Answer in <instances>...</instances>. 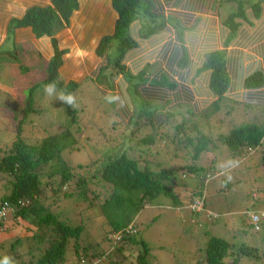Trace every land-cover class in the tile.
Returning a JSON list of instances; mask_svg holds the SVG:
<instances>
[{"label":"trees","instance_id":"1","mask_svg":"<svg viewBox=\"0 0 264 264\" xmlns=\"http://www.w3.org/2000/svg\"><path fill=\"white\" fill-rule=\"evenodd\" d=\"M38 1L41 3L36 0L35 3H28L31 7L21 19H11L8 31L11 35L17 28H30L35 38L47 39L48 42L39 46L50 47L47 75L43 79V85L55 82L60 93L67 95L77 92L81 84L78 79L85 73L78 70L79 60L76 52L71 46H64L69 42L66 39L60 41L56 34L72 26L78 28V23L72 25V22L79 21L81 16L91 20V28L85 31L89 32L86 34L85 44L91 42L93 35L103 32L105 34L97 37L95 47L90 51L92 62L87 61V65L93 64V67L89 72L95 67L94 60L101 61L103 66L94 74L86 73L89 75L86 80L94 81L96 87L106 86L105 79L101 84L99 81L104 78V74L110 75L111 88L107 87L106 90L120 92V101H113L116 110L114 113L118 114L119 108L126 115L129 124H126L124 132L129 135L127 138L130 143L140 148L142 152L138 149L139 152L146 153L157 148L161 141L166 145L163 151L172 154L174 158L178 157L177 153L188 156L190 161L181 167L182 176L187 179L188 185H193L192 196L198 194V199H202L204 203L207 183L218 181L221 187L217 192L228 188L227 177L220 171V164L216 163L217 158L220 161L230 155L236 163L251 151L260 148L264 141V125L241 124L234 127L236 113L230 114V107L244 106L243 111L237 114L238 119H241L249 114V106L258 107L256 103L264 102V94L261 93L264 89V71H256L243 79L241 102L239 95H235V92L240 90L232 89L230 59L225 50H215L206 56L202 67L195 74L198 77L203 73H210L208 87L214 98L211 105L195 112L193 108L189 109L190 117L183 116L180 120L174 119L175 114H172L169 108L165 109L190 106L194 99V93L189 88L180 87L174 80V77H178L184 82L187 77V74L180 76L178 72L188 68L189 64L186 34L190 35V40L198 38L197 32L194 31L196 25L190 26V15H183L178 10L187 9L192 13L205 14L217 9V6L214 7L216 0H110L111 10L116 14V19L111 25L110 16H103L107 15L105 8L97 3L79 13V0ZM180 1H184L183 6ZM255 13L258 18L257 8H254ZM236 18H245L242 9L224 23L233 35L237 30ZM164 32L176 35L177 43L174 44L171 40L161 51L154 50L153 56H157L155 62L150 59L148 61L139 50L140 44L153 46L151 41L158 40V36ZM230 40L231 38L228 41ZM3 54L0 53V57ZM67 54L71 61L70 67H73L68 72L72 78L63 84L59 80V70L64 68ZM41 57L43 56L39 54V59ZM162 64L169 68V73L165 72L167 78L161 75V72H164ZM131 89L139 94L142 104L149 110L141 106L143 111L134 112L128 93ZM36 90L37 88L31 87L28 92H23L25 100L22 110L5 107L8 109L6 113L12 116L16 124L12 145L0 148V183L6 190L0 195V211L5 205L12 208V212L0 218V251L6 243L5 237L11 236L8 239L11 240L8 251L5 255L0 254V261L9 257L12 264H103L105 260L107 264H126L128 259L125 252L131 254L133 249L136 251L134 264H149L150 250L148 245L139 239L132 221L145 207L152 206L160 197H166L174 206L179 202L174 187L185 186L178 175L179 169L169 165L166 159V164L157 160L150 161L148 156L135 159L127 154L123 148L124 143L120 142L118 147L107 148L109 154L103 155L104 159L101 156L103 160L95 161L100 165L95 175L90 171L75 173L70 163L61 159L63 152L75 149L78 144L74 134L80 132V129L74 130L77 111L73 107L62 102L67 116L63 123L66 126L61 133L44 135L40 143L37 142L41 138H34L32 141L22 136L27 121L30 123L27 118L39 112L34 108V104L37 106L38 100L41 99L34 97ZM223 105L221 120H230V132L214 137L201 133L194 115L208 121L221 111ZM145 128L150 129L151 134L133 141L135 134ZM125 137L121 136L120 140ZM110 151H114V154ZM210 152L215 154L214 160L203 159V156ZM260 163L264 172V150ZM46 165H51L52 171L44 176L39 169ZM91 186L100 187L104 192L99 195ZM75 195L86 204L84 209L99 207L111 228V235H122L120 241L115 243L116 251H112L108 256L103 255L104 252L101 251L99 256L96 254L99 251L96 245L88 243L87 246L81 242L83 224L73 225L63 219L64 212L59 210V203L71 201ZM7 216H10L9 220ZM248 226L254 230L253 226ZM257 227L258 231L255 232L264 231V220H261ZM15 230L20 237L14 233ZM207 238V242L198 250L199 258L195 259L194 264H229L227 259L231 257L234 260L230 264H241L233 257L234 244L211 236ZM25 247L26 252L23 253L21 248ZM238 248L236 255L239 254V257L257 256L256 249L240 246ZM262 256L264 257V252ZM192 260L193 256H189L186 263L189 264Z\"/></svg>","mask_w":264,"mask_h":264},{"label":"rangeland","instance_id":"2","mask_svg":"<svg viewBox=\"0 0 264 264\" xmlns=\"http://www.w3.org/2000/svg\"><path fill=\"white\" fill-rule=\"evenodd\" d=\"M4 1L7 4L9 3L7 0ZM17 5L20 6V3H17ZM88 6L92 7L93 4L86 3L84 9ZM104 16L107 17V15ZM201 22L198 21L196 23L194 31H201L200 45H203V31L199 25ZM26 50L28 51V48ZM0 51H2L0 52L1 54H5L0 57V89L3 91L0 90V148L11 146L15 139L14 125L16 122L13 121L9 113H6L8 109H5V107L11 106L19 111L23 109V99L21 101L16 100V102L14 100V93L22 89H25L22 91L25 93L31 87H35L37 90L34 93V97L37 99L41 98L38 100L37 106L34 104V108L39 112L27 118L30 123L27 121L22 136L25 139L30 138L32 141L34 138H38V140L41 138L37 142L40 143L44 135L49 136L48 134L61 133L66 126L63 123L67 113L62 105L63 101H60L58 98L61 94L59 90L56 89V93L51 97L47 96L44 92L45 85L42 82L47 75L48 62L46 58L41 57L37 59L31 57V59L25 62L23 47L17 44H8L1 48ZM143 56L146 57L145 55ZM68 57L69 55L67 54L65 56L67 64L70 61ZM187 58H189V54ZM87 61L88 63L92 62L91 57ZM79 65L81 64L79 63ZM86 66L87 68L83 69V73L85 74L79 77V79L77 78L81 84L77 92L73 94L75 97L73 108L77 111L75 112L77 124L74 126V130L80 129V132L74 134V138L78 144H76L75 149L66 150L61 154L62 161L70 163L73 171L77 174L82 171H90L92 175H95V172L100 168V165L96 164L95 161L103 160L105 157L103 155L109 154L107 148L118 147L119 143L123 142L124 150L135 159L148 156L150 161H162L164 164H166L164 159L168 160L169 165L172 164L175 168L179 169L178 175L180 180L182 179L183 184H185V186L182 185L183 187H174L179 197V202L175 206L166 197H160L152 206L145 207L133 219V223L131 222L138 231L139 239L148 245L150 250L148 256L149 264H187L189 256H193L194 258L189 264H194L195 259L199 258L198 250L207 242V236L223 239L230 244H234L235 252L234 254L232 252L233 257L237 258L241 264H264V257L262 256V252H264V231L257 233L248 226V214L264 211V172L260 163L261 154L264 150V141L260 148L250 152L243 159L236 161L237 164L235 163V166L229 165L230 161L235 162L230 155H227L226 158H221L220 161L217 158L216 163L220 164V171L227 177L228 188L223 192H217L221 187L218 181L207 183L204 209L200 214H193L190 212L189 206L199 201V195L192 196L193 185L187 184L188 181L182 176L181 170V167L187 165L190 161L188 156L186 157V155L177 153L178 157L174 158L172 154L163 151L166 145L165 142L162 143L161 141H159L157 148L146 153L145 151L141 153L140 148L130 143V140L127 138L129 135L124 132L126 124H129L126 115L119 108L117 109L118 114L114 113L116 110H114L113 101H120V92L106 90L107 87L111 88L110 75L104 74V78L99 81V84H101L105 79L106 86L100 85L96 87L94 81H91V79L86 80L87 76L89 77L92 74V70L91 72L89 70L93 67V64L87 65L86 63ZM86 73L90 74L86 75ZM63 76L64 79L60 77L59 80L65 84L64 81H68L70 78L69 73L65 71ZM196 79L200 82L202 76L200 75ZM120 82L121 80L117 84ZM120 85L123 87V83ZM182 86L192 90L190 85L182 84ZM131 90L128 93L134 112L139 113V111H143V108H140L141 106L145 110H149L146 105L142 104L143 102H141L139 94ZM202 92L206 93L204 90ZM192 107L194 108L193 104ZM192 107H165V109L169 108L172 114H175L174 119L180 120L183 116L190 117L191 112L189 109H192ZM223 108L224 105L221 111L213 116L212 119H208V121L194 115L196 116L195 119L201 133L214 137L217 134L230 132V120H224L225 122L221 120ZM158 109L160 110V108ZM243 109L244 106L242 105L230 107V114L236 113V120H233L234 127L241 126V124L264 125V113L261 112L262 110H256L255 106H249V114L238 119L237 114L240 113L239 111L242 112ZM212 111L211 109L210 112ZM255 115H258V117ZM204 117L206 116L204 115ZM150 134V129H142L135 134L133 141L147 137ZM121 136L126 137L121 141ZM103 148L106 150L102 151ZM111 153L114 154V151ZM214 155L212 152L206 153L203 159L214 160ZM101 156H103V159ZM39 170L44 176L51 174L52 171L51 165L42 166ZM91 189H94V192H97L99 195L104 192L100 187L91 186ZM5 192V188L0 183V195ZM200 194H202V191ZM77 196L75 195L71 201H60L59 210L64 212L63 219L70 221L73 225L83 224L84 230L81 242H84L87 246L88 243L96 244L99 250L96 254L100 256L104 252V255L108 256L107 253L109 251H116V245L109 240L107 241L109 239L107 237L111 235V228L107 220L101 214L99 207L95 206L90 209H84L86 204L82 203L81 199H78L79 197ZM177 210H180V216ZM80 211L81 213L79 214ZM208 213L213 219L207 217ZM7 219L9 220L10 216H7ZM202 219L203 222H201ZM21 223L25 225V223ZM16 232L17 230L14 231L15 234H17ZM18 236L20 237V235ZM5 238L7 239L3 250L0 251L1 255L7 253L9 244L11 243V240H8L11 236ZM239 246L240 248L256 249L257 256L253 255L249 258L239 257V254L236 255ZM21 250H23V253L26 252V247L21 248ZM125 254L128 259L126 264H134L136 262L135 250L131 249V254L128 252H125ZM233 260L231 257L227 259V262L230 264ZM28 261L30 262L29 258ZM105 262L107 264L106 260L103 264Z\"/></svg>","mask_w":264,"mask_h":264},{"label":"crops","instance_id":"3","mask_svg":"<svg viewBox=\"0 0 264 264\" xmlns=\"http://www.w3.org/2000/svg\"><path fill=\"white\" fill-rule=\"evenodd\" d=\"M7 4L4 0H0V49L4 46L10 44L14 45L17 44L18 46L23 47L24 50V59L25 62L31 57L39 59V54L49 60L50 56V47L49 45H44L43 48L39 47L44 44L47 39L41 38L37 39L33 35L30 28H17L14 30L13 33H9V23L10 20L21 19L31 6L28 5L29 2L35 3V0H7ZM80 1V12L81 13L84 9V5L86 3L89 4H96L102 5L107 13V16H110V25L114 23L116 19V14H114L111 10L110 0H79ZM217 3L214 5L217 6V9H213L205 14H201L198 12H190L187 9H180L178 11L181 12L183 15H190L191 19L189 20L191 23L190 26L196 25L198 21H202L199 23L200 27L202 28L203 35H202V43L200 45L201 37H200V30H197L198 38L197 40H190V35L186 34V46L188 49L189 54V64L188 68L184 70H178L179 75L183 76L187 74L186 80L184 82L180 81L178 77H174V80L177 84L181 87L182 84H187L191 86V91L194 93V99L192 104L194 105V112L200 111L205 109L206 107L210 106L211 103L214 101V98L209 90V79L210 73L206 72L202 75V80L197 81L196 79V72L200 70L202 64L206 56L215 51V50H225L229 59H230V66H231V76H232V89H238L240 91L235 92V95H239V101L243 98L241 97V93L243 92L242 81L244 78L250 76L252 73L256 71H264V0H216ZM12 3V5H10ZM37 3L40 1L36 0ZM181 5L183 6L184 1H180ZM20 3V6L17 5ZM41 3V2H40ZM175 3V2H174ZM257 4V6L255 5ZM257 8L259 11L258 18H256V13L254 14V8ZM9 7V9H8ZM15 8V9H14ZM242 9L245 18H236L235 23L237 24L236 33L233 35L230 33L229 28H227L224 23L227 22L228 18L232 15H236L239 10ZM169 10V9H168ZM104 16V15H103ZM185 21V20H184ZM78 23V28L74 26L66 29L65 31L62 30L56 34V37L59 38L60 41L66 39L69 42L68 45L64 46H71V49L76 52L77 60V67L79 68L80 72H83V69H86L87 59L89 58L90 51L95 47L96 40L98 36L105 34V32L93 35V38L90 39L91 42L89 44H85L87 41L86 34L89 32H85L86 30L91 28V20L84 19L83 16L79 19V21L72 22L73 24ZM205 29V30H204ZM110 30V29H109ZM108 30V32H109ZM85 32V33H84ZM107 32V33H108ZM77 34V35H76ZM80 34V35H79ZM230 36V37H229ZM62 38V39H61ZM231 38L230 41H228ZM178 38L171 32H164L158 36V40L151 41L154 43L153 46H150L147 43H141V49H139L143 55L151 60V62H155L157 56H153L154 50L161 51L162 48L171 40L173 43H177ZM189 39V40H188ZM32 46V47H31ZM47 46V47H46ZM28 48V51L26 50ZM144 49V50H143ZM2 52V51H0ZM69 58V57H68ZM138 58V57H137ZM65 60V59H64ZM84 60V61H83ZM83 61V62H82ZM95 61V67L92 69V74L102 68L101 61ZM162 61V60H161ZM63 66L64 68L60 71V77L64 79V72L67 73L69 70L73 68L70 67L69 64L66 63ZM79 63L81 65H79ZM166 64V62H165ZM29 65V64H28ZM168 69V70H167ZM171 69V68H170ZM161 75L167 78L165 72L169 73V68L164 67L162 64ZM183 74V75H182ZM68 81H64L65 84L70 81L72 75H69ZM169 77V76H168ZM201 83V85H200ZM1 90V89H0ZM14 93L15 95V102L16 100L21 101L22 99L25 100V95L22 91ZM204 90L206 93L202 92ZM2 91V90H1ZM3 92V91H2ZM10 92V91H8ZM261 92V91H260ZM11 93V92H10ZM264 94V89L261 92ZM260 94V93H259ZM241 99V100H240ZM22 100V103H23ZM242 102V101H241ZM258 107H255L256 110H262L261 112L264 113V102L256 103ZM11 107V106H10ZM256 116V115H255ZM258 117V115H257ZM264 124V123H263ZM180 210H177L178 215L180 216ZM203 222V219L202 221ZM108 241V239H107ZM96 245V244H93ZM112 253L109 251L108 255ZM105 254V253H104ZM103 254V255H104ZM104 263V262H103ZM106 264V262H105Z\"/></svg>","mask_w":264,"mask_h":264},{"label":"built area","instance_id":"4","mask_svg":"<svg viewBox=\"0 0 264 264\" xmlns=\"http://www.w3.org/2000/svg\"><path fill=\"white\" fill-rule=\"evenodd\" d=\"M23 203L20 204V206H22ZM190 209L192 211V213H195V214H200L203 209H204V202L202 201V199H199V201L197 203H195L194 205L190 206ZM9 212H12V208L8 205H5L1 208V211H0V218L1 217H4L7 213ZM207 217H209V219H213L210 214L208 213L207 214ZM250 218V225L253 226V229L254 231H258V223H260L261 220H264V215H250L249 216ZM128 233V231H127ZM122 235L120 234H115V235H111L108 239L110 241H112V243H117L120 241Z\"/></svg>","mask_w":264,"mask_h":264},{"label":"clouds","instance_id":"5","mask_svg":"<svg viewBox=\"0 0 264 264\" xmlns=\"http://www.w3.org/2000/svg\"><path fill=\"white\" fill-rule=\"evenodd\" d=\"M56 89H57L56 83L52 82V83H49V84L45 85L44 92H45V94L47 96L51 97V96H53L56 93ZM58 98H59L60 101L65 102L70 107H73L75 105V97H74L73 94L65 95V94L61 93ZM229 165L230 166H235V162L230 161ZM189 208H190V206H189ZM190 212L192 213L191 209H190ZM262 214L264 215L263 211H261V212H252V213L248 214V217L250 215H258V216H260ZM248 224L250 225V218L248 220ZM0 264H12V261H11V259L9 257H5L2 261H0Z\"/></svg>","mask_w":264,"mask_h":264}]
</instances>
